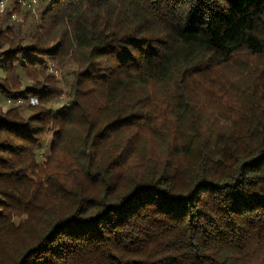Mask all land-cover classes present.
Wrapping results in <instances>:
<instances>
[{
  "label": "trees",
  "instance_id": "trees-1",
  "mask_svg": "<svg viewBox=\"0 0 264 264\" xmlns=\"http://www.w3.org/2000/svg\"><path fill=\"white\" fill-rule=\"evenodd\" d=\"M10 1L0 264H264V0Z\"/></svg>",
  "mask_w": 264,
  "mask_h": 264
},
{
  "label": "built area",
  "instance_id": "built-area-1",
  "mask_svg": "<svg viewBox=\"0 0 264 264\" xmlns=\"http://www.w3.org/2000/svg\"><path fill=\"white\" fill-rule=\"evenodd\" d=\"M5 1L6 0H0V13H2L4 11V8H5ZM19 3H21L22 5H26V4H29V5H33L35 4L36 0H17ZM13 17V16H12Z\"/></svg>",
  "mask_w": 264,
  "mask_h": 264
},
{
  "label": "rangeland",
  "instance_id": "rangeland-1",
  "mask_svg": "<svg viewBox=\"0 0 264 264\" xmlns=\"http://www.w3.org/2000/svg\"><path fill=\"white\" fill-rule=\"evenodd\" d=\"M5 3H6V4H5L4 11H5L6 7L11 3V1H10V0H6Z\"/></svg>",
  "mask_w": 264,
  "mask_h": 264
}]
</instances>
